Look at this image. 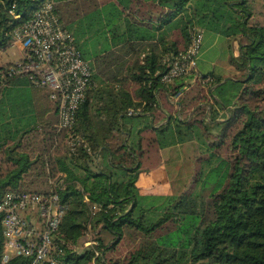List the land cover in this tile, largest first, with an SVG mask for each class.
Masks as SVG:
<instances>
[{
  "label": "trees",
  "instance_id": "16d2710c",
  "mask_svg": "<svg viewBox=\"0 0 264 264\" xmlns=\"http://www.w3.org/2000/svg\"><path fill=\"white\" fill-rule=\"evenodd\" d=\"M47 1L0 0V48ZM52 1L92 82L67 131L47 88L0 79V199L60 195V264H264V24L249 1ZM194 27L238 41L232 73L197 62L163 81ZM184 143L196 150L185 187L142 192L145 160ZM4 253L0 219V264H32Z\"/></svg>",
  "mask_w": 264,
  "mask_h": 264
},
{
  "label": "built area",
  "instance_id": "2783aa9c",
  "mask_svg": "<svg viewBox=\"0 0 264 264\" xmlns=\"http://www.w3.org/2000/svg\"><path fill=\"white\" fill-rule=\"evenodd\" d=\"M11 13L17 19L22 18L15 5ZM203 39V30L194 27L188 49L173 60L162 76L163 81L170 82L196 68ZM13 41L23 58L16 64L1 67L0 79L23 74L31 85L47 88L50 98L58 104L59 128L70 131L92 82V68L72 33L63 25L54 2L47 1L29 18L21 20L13 30ZM68 136L76 139L72 133ZM66 209L67 204L56 192H6L0 199L5 235L3 260L28 255L33 257L32 264H60L58 257L62 248L55 242L54 235Z\"/></svg>",
  "mask_w": 264,
  "mask_h": 264
},
{
  "label": "rangeland",
  "instance_id": "374dc122",
  "mask_svg": "<svg viewBox=\"0 0 264 264\" xmlns=\"http://www.w3.org/2000/svg\"><path fill=\"white\" fill-rule=\"evenodd\" d=\"M248 1L253 12L249 20L250 23L264 24V0ZM205 33L202 51L198 57V67L202 70H213L216 74L222 76L232 73V67L229 62L231 55L230 46L232 45V49L237 55L239 51L238 41L231 40L211 31ZM22 58L23 53L14 41L5 49L0 48V68L2 66L16 64L20 62ZM173 109H175V107H173ZM160 153L161 158L150 155L151 157L144 162V168L153 167V170L141 173L138 184L142 192L170 193L172 191H180L179 189L181 187H185V179L190 172V159L191 156L196 154L194 144L184 143L175 145L161 150ZM161 161L163 164H160ZM179 178H181L182 181L178 180Z\"/></svg>",
  "mask_w": 264,
  "mask_h": 264
},
{
  "label": "water",
  "instance_id": "95a60500",
  "mask_svg": "<svg viewBox=\"0 0 264 264\" xmlns=\"http://www.w3.org/2000/svg\"><path fill=\"white\" fill-rule=\"evenodd\" d=\"M226 80H227V78L224 79V81H226ZM99 155H100V153L98 154V156H99Z\"/></svg>",
  "mask_w": 264,
  "mask_h": 264
},
{
  "label": "crops",
  "instance_id": "0c3cea01",
  "mask_svg": "<svg viewBox=\"0 0 264 264\" xmlns=\"http://www.w3.org/2000/svg\"><path fill=\"white\" fill-rule=\"evenodd\" d=\"M100 156V155H99ZM99 156H98V158H99ZM144 193H146V192H144ZM150 193H152V192H150Z\"/></svg>",
  "mask_w": 264,
  "mask_h": 264
}]
</instances>
